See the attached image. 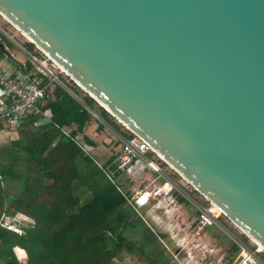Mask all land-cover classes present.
<instances>
[{
	"label": "water",
	"instance_id": "obj_1",
	"mask_svg": "<svg viewBox=\"0 0 264 264\" xmlns=\"http://www.w3.org/2000/svg\"><path fill=\"white\" fill-rule=\"evenodd\" d=\"M0 15L264 248V0H0Z\"/></svg>",
	"mask_w": 264,
	"mask_h": 264
},
{
	"label": "trees",
	"instance_id": "obj_2",
	"mask_svg": "<svg viewBox=\"0 0 264 264\" xmlns=\"http://www.w3.org/2000/svg\"><path fill=\"white\" fill-rule=\"evenodd\" d=\"M49 89L42 111L25 118L0 147V222L18 215L29 220L21 223L22 234L0 225V264H20L17 248L26 252L27 264H115L125 251L150 264H168L157 235L135 222L128 195L77 147L74 138L87 129L91 114L64 89ZM85 103L95 111L94 99L86 96ZM45 111L53 117L41 123ZM107 115L103 110L106 122ZM3 128L0 120V133ZM137 229L143 231L140 245L132 237Z\"/></svg>",
	"mask_w": 264,
	"mask_h": 264
},
{
	"label": "rangeland",
	"instance_id": "obj_3",
	"mask_svg": "<svg viewBox=\"0 0 264 264\" xmlns=\"http://www.w3.org/2000/svg\"><path fill=\"white\" fill-rule=\"evenodd\" d=\"M0 25L28 50L32 52L37 51L34 45V49H30L28 44L31 43L21 33L7 24L1 15ZM10 50L11 52L18 53L16 48L10 47ZM22 58L27 61L26 57L22 56ZM64 81L70 88V92L67 93L80 104H86V96L92 98L90 94L84 91L71 78L66 77ZM95 103L94 108L98 116L95 118L91 115V121L84 133L78 135V141L82 144L86 143V139H89L94 143L99 154H94L93 158L99 167H101L110 161L115 151H118L116 150V142L119 135L128 136L129 133L124 125L109 114L100 103L96 100ZM103 110L108 114V122L102 118ZM100 127H102V130H100ZM65 131L70 134L72 130ZM5 135H7L8 139L6 137L1 139L0 136V147L10 141L9 135L6 133ZM77 147L80 149L79 145ZM160 166L165 176L170 179L173 187L180 189L181 192L175 190L170 196L162 198L160 202L152 200L149 207L140 209V213L135 212V222L145 224L147 228L157 235L156 244L168 264H233L241 254L240 246H244L247 250L253 252L259 250V247L225 216L221 217L219 224L213 228H199L195 222L196 209L194 208V204L205 206L207 204L206 200L169 165L160 162ZM148 177L152 178V180L157 179V182L151 184V180H148ZM117 183L120 190L126 193L129 198H132L135 190L152 191L156 189L155 185L162 186L165 180L146 169L142 178L137 179L136 182H131L126 176H123L117 180ZM23 221L29 220L22 215H18L15 219L3 217L0 225L5 229L22 234L20 225ZM144 231H146L145 227ZM138 233L142 234L143 231L132 232V237L138 242L137 245H140L143 238ZM235 248H238V250L236 251ZM14 253L20 264H27L28 259L23 250L14 249ZM24 257L26 259L22 261L19 259ZM260 257L264 262V252H262ZM115 264L150 263L146 258L141 257L139 253L130 254L128 251H125L122 254V259L116 260Z\"/></svg>",
	"mask_w": 264,
	"mask_h": 264
},
{
	"label": "built area",
	"instance_id": "obj_4",
	"mask_svg": "<svg viewBox=\"0 0 264 264\" xmlns=\"http://www.w3.org/2000/svg\"><path fill=\"white\" fill-rule=\"evenodd\" d=\"M4 20L21 33L5 18ZM21 35L25 37L22 33ZM0 42L4 51V56L0 58V120L3 121V132L11 135L17 132L25 118L42 111L50 87H60L69 93L70 88L64 79L71 77L44 52L37 47L36 52L28 50L1 25ZM10 47L16 48L18 53L11 52ZM22 56L26 57L27 61ZM42 79L46 80L47 84H43ZM81 105L93 117L97 118L98 115L93 109L86 104ZM44 116L48 122L51 121L52 113L50 111H45ZM125 129L127 130L126 127ZM127 132L128 136L119 135L116 142L118 151L112 154L111 159L113 160L106 167L101 166L110 181L121 191L117 183L118 179L126 176L131 182H136L137 179L142 178L147 169L159 178H163L165 180L163 185L171 184L170 179L165 176L160 166V162L165 163L161 157L140 137L129 130ZM74 139L82 151L89 153L91 149L87 144H80L78 136ZM156 181L157 179H154L151 184H155ZM162 186L155 185L156 189L152 191L135 190L134 196L128 197V200L140 213V209L149 207L152 200L160 202L162 198L170 196L173 191H180L172 185L171 190L163 195ZM206 202L205 206L194 204L195 222L199 228H213L224 216L208 200ZM146 223L149 225L148 222ZM240 249L241 254L233 264H264L260 257L262 252L259 250L249 251L244 246H240Z\"/></svg>",
	"mask_w": 264,
	"mask_h": 264
},
{
	"label": "bare ground",
	"instance_id": "obj_5",
	"mask_svg": "<svg viewBox=\"0 0 264 264\" xmlns=\"http://www.w3.org/2000/svg\"><path fill=\"white\" fill-rule=\"evenodd\" d=\"M7 19V18H6ZM8 20V19H7ZM9 21V20H8ZM10 22V21H9ZM25 35V34H24ZM25 37H26V39H28V40H30L26 35H25ZM31 41V40H30ZM65 72V71H64ZM79 85V84H78ZM80 87H82V86H80ZM83 88V87H82ZM83 90L84 91H86L84 88H83ZM87 92V91H86ZM88 94H90L89 92H87ZM91 95V94H90ZM92 96V95H91ZM93 97V96H92ZM100 105L101 106H103L101 103H100ZM103 107H105V106H103ZM171 188H172V185L171 184H166V185H163L162 186V190H161V192L163 193V194H166V193H168L169 192V190H171ZM214 207L217 209V210H219V211H221L220 209H218L215 205H214ZM239 229V228H238ZM243 232V231H242ZM245 233V232H244ZM250 238V237H249ZM251 239V241L255 244V245H257L258 247H259V251L260 252H264V248L261 246V245H259L256 241H254L252 238H250Z\"/></svg>",
	"mask_w": 264,
	"mask_h": 264
},
{
	"label": "crops",
	"instance_id": "obj_6",
	"mask_svg": "<svg viewBox=\"0 0 264 264\" xmlns=\"http://www.w3.org/2000/svg\"><path fill=\"white\" fill-rule=\"evenodd\" d=\"M48 121L45 119V120H43V122H41V123H47ZM93 128V127H92ZM92 130V129H91ZM0 136H1V139H3L4 137H6L7 138V135H5V133L4 132H2V133H0ZM9 137L10 138H13V137H11V135L9 134ZM8 139V138H7ZM85 144H87L89 147H90V151H89V153H86V152H84V151H82V152H84V153H86V154H88V155H90L92 158H93V155L94 154H99V152H97V148L95 147V145L93 144V145H89L87 142L85 143ZM112 158V157H111ZM95 160V159H94ZM111 160V159H110ZM96 162V161H95ZM148 180H151V181H153L152 180V178H150V177H148ZM157 182V181H156ZM155 182V183H156ZM164 195V194H163ZM17 249H19V248H17ZM24 251V250H23ZM24 253H25V255H26V257H27V254H26V252L24 251Z\"/></svg>",
	"mask_w": 264,
	"mask_h": 264
}]
</instances>
